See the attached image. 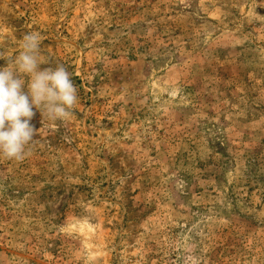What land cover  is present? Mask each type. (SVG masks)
Returning a JSON list of instances; mask_svg holds the SVG:
<instances>
[{
    "label": "rangeland",
    "instance_id": "374dc122",
    "mask_svg": "<svg viewBox=\"0 0 264 264\" xmlns=\"http://www.w3.org/2000/svg\"><path fill=\"white\" fill-rule=\"evenodd\" d=\"M33 31L79 99L0 158V264H264V0H0Z\"/></svg>",
    "mask_w": 264,
    "mask_h": 264
},
{
    "label": "clouds",
    "instance_id": "9594fccd",
    "mask_svg": "<svg viewBox=\"0 0 264 264\" xmlns=\"http://www.w3.org/2000/svg\"><path fill=\"white\" fill-rule=\"evenodd\" d=\"M41 43L39 33L27 32L18 55L0 53L7 62L0 68V158L19 162L29 154L37 141L35 110L43 120L66 121L78 103V89L63 64L41 69Z\"/></svg>",
    "mask_w": 264,
    "mask_h": 264
}]
</instances>
